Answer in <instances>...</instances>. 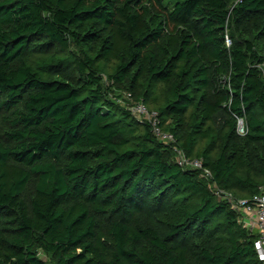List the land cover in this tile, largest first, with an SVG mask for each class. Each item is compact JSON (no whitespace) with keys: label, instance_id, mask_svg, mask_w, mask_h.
Here are the masks:
<instances>
[{"label":"trees","instance_id":"1","mask_svg":"<svg viewBox=\"0 0 264 264\" xmlns=\"http://www.w3.org/2000/svg\"><path fill=\"white\" fill-rule=\"evenodd\" d=\"M213 184L264 190V0H0V264H261Z\"/></svg>","mask_w":264,"mask_h":264},{"label":"built area","instance_id":"2","mask_svg":"<svg viewBox=\"0 0 264 264\" xmlns=\"http://www.w3.org/2000/svg\"><path fill=\"white\" fill-rule=\"evenodd\" d=\"M226 40L227 44L230 45L231 41L228 36H226ZM125 97L131 98V94L125 93ZM130 109L137 118L145 120L151 125L153 133L161 141H174L172 134L162 131L157 111L149 110L142 101L135 102L130 106ZM237 131L239 134L247 132L242 117H237ZM174 150L176 152L175 161L179 166L197 169L206 177H212V172L210 169L204 167L202 159L190 158L178 147H174ZM211 188L218 196H223L233 209L243 212L244 217L242 221L245 226L257 229L258 238L254 241V248L259 261L261 264H264V190L251 198H236L231 192L218 188L214 184Z\"/></svg>","mask_w":264,"mask_h":264},{"label":"rangeland","instance_id":"3","mask_svg":"<svg viewBox=\"0 0 264 264\" xmlns=\"http://www.w3.org/2000/svg\"><path fill=\"white\" fill-rule=\"evenodd\" d=\"M173 1H175V0H173Z\"/></svg>","mask_w":264,"mask_h":264}]
</instances>
